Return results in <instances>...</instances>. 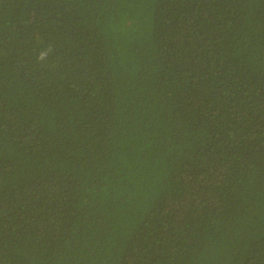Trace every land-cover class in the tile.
Returning <instances> with one entry per match:
<instances>
[{"label": "trees", "instance_id": "1", "mask_svg": "<svg viewBox=\"0 0 264 264\" xmlns=\"http://www.w3.org/2000/svg\"><path fill=\"white\" fill-rule=\"evenodd\" d=\"M0 264H264V0H0Z\"/></svg>", "mask_w": 264, "mask_h": 264}, {"label": "clouds", "instance_id": "2", "mask_svg": "<svg viewBox=\"0 0 264 264\" xmlns=\"http://www.w3.org/2000/svg\"><path fill=\"white\" fill-rule=\"evenodd\" d=\"M41 58H43V56Z\"/></svg>", "mask_w": 264, "mask_h": 264}]
</instances>
